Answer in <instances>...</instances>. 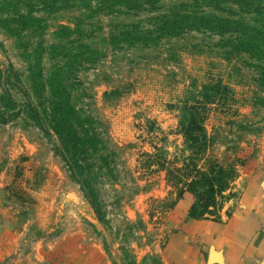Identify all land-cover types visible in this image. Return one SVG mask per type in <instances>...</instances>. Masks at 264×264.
Here are the masks:
<instances>
[{"label": "rangeland", "instance_id": "obj_1", "mask_svg": "<svg viewBox=\"0 0 264 264\" xmlns=\"http://www.w3.org/2000/svg\"><path fill=\"white\" fill-rule=\"evenodd\" d=\"M15 1L0 0V21L30 12L39 27L9 24L12 33L0 26V70L7 69L17 106L31 105L7 123L0 119V264H141L150 253L162 264L160 251L181 222L224 219L244 191L259 186L264 193V48L252 54L231 48L233 34L172 35L153 26L193 6L222 18L234 6L220 4L219 12L208 1L156 0L150 7L137 0L100 8L97 0H69L66 8L42 9L37 0ZM134 24L159 40L134 41ZM52 73L53 90L96 119L114 151L117 172L100 179L108 230L68 177L43 122L50 89L43 81L41 91V79ZM189 106L207 139L198 152L179 124ZM209 163L227 173L222 197L209 202L201 189L186 187L187 209L170 217L182 194L170 207L180 185L168 181L167 170ZM192 206L195 218L188 217Z\"/></svg>", "mask_w": 264, "mask_h": 264}, {"label": "trees", "instance_id": "obj_2", "mask_svg": "<svg viewBox=\"0 0 264 264\" xmlns=\"http://www.w3.org/2000/svg\"><path fill=\"white\" fill-rule=\"evenodd\" d=\"M26 0H16L15 2L22 3ZM69 0H37L42 9H49L52 5H59L58 9L68 7ZM115 1L131 4L137 0H97L100 8L108 7ZM197 2V0H191ZM202 2H214L212 10H219L220 4H228L234 6L235 13L226 12L227 17H216L203 14L199 9L200 6H193L194 11H189L187 14H177L172 16L170 20H154L153 26L157 25L160 32H167L176 35L179 32L186 30L209 31L217 36L225 34H233L234 42L230 41L231 48L236 50H244L252 54L261 53L258 47L264 48V1L263 0H201ZM156 0H148L146 4L150 7ZM6 4V3H4ZM98 10H100L98 8ZM94 10V12L98 11ZM242 16L245 22L242 19ZM159 18H165L161 16ZM237 18V19H234ZM240 18V19H239ZM249 22L256 27H250L246 23ZM39 27V19L33 18L30 12L25 15L12 13V17L0 21V26L6 27L10 32L15 33V29L8 28L9 24L20 25L21 27H31L36 24ZM24 25V26H23ZM131 31L138 33V36L133 35L131 38L134 41H142L141 43H148L147 41H158L159 36L152 37L151 32L146 29H141L138 24L130 26ZM65 33L70 34L71 31L67 27H60ZM264 57V52L263 55ZM11 72V68L8 67ZM7 69L0 70V119L2 123H7L22 113L23 106L27 107L29 104L17 106V103L10 95L9 86L11 85L10 76L6 74ZM55 73L50 74L48 78L41 79V91L45 89V83L49 87L50 99H45L48 102L46 116L43 122H47L57 139V147L55 152L59 155L64 168L67 171L68 177L79 186L81 195L93 212L97 223L108 230L110 228L109 220L105 211L104 201L101 199L100 186L104 176L109 179L114 177L117 170H114L116 163L114 161V151L110 150L105 142L101 139L100 133L97 131L96 125L98 121L89 115H80L76 108L68 101V97L64 99L61 92L53 90L52 78ZM44 84V85H43ZM33 88L35 87L34 84ZM52 88V89H51ZM54 98V99H53ZM31 106V105H30ZM33 108V107H30ZM187 109V110H186ZM180 117V129L184 137L185 143L192 146V149L197 152L205 145V133L200 126V120L194 106L186 107ZM36 113V112H35ZM37 115V121L38 119ZM33 119V118H32ZM198 132V137L194 134ZM104 153V154H102ZM97 157V158H96ZM189 162V160L187 161ZM187 164L183 168H172L167 170L168 181L174 185L179 186L175 199L171 202L170 207L180 198L183 189L186 187L201 189V195H205L209 202L213 201L216 196L222 197V193L226 190L227 182L223 179L227 173L221 167L213 163L207 164L203 169L197 170L195 166L190 167ZM103 172V173H102ZM116 176V175H115ZM189 177V180L188 178ZM113 181V180H112ZM175 186V187H177ZM136 191V190H135ZM116 208L119 207V199L116 198L114 204ZM194 207L190 208L188 214L189 218L192 216ZM204 213V210H203ZM132 227L131 225H129ZM123 250V248H121ZM141 264H161L156 254H145L141 259Z\"/></svg>", "mask_w": 264, "mask_h": 264}, {"label": "crops", "instance_id": "obj_3", "mask_svg": "<svg viewBox=\"0 0 264 264\" xmlns=\"http://www.w3.org/2000/svg\"><path fill=\"white\" fill-rule=\"evenodd\" d=\"M187 200L183 193L170 217L181 218ZM160 255L162 264H264L261 187L244 191L224 219L181 222L178 230L167 237Z\"/></svg>", "mask_w": 264, "mask_h": 264}]
</instances>
